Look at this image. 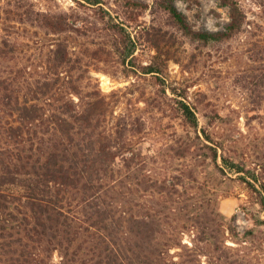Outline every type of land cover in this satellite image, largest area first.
I'll return each instance as SVG.
<instances>
[{
    "label": "rangeland",
    "instance_id": "rangeland-1",
    "mask_svg": "<svg viewBox=\"0 0 264 264\" xmlns=\"http://www.w3.org/2000/svg\"><path fill=\"white\" fill-rule=\"evenodd\" d=\"M138 1L148 7L128 9L123 0H103L125 23L136 51L125 56V63L113 53L91 66L94 84L108 95L113 122L118 118L129 126L138 118L144 122L136 135L130 133L134 151L142 152L143 183H137L141 181L136 174L125 175L124 206L140 202L143 205L135 212L156 216L164 229L156 242L171 247L176 259L264 264V204L261 193L246 181L255 180V173L264 184V0H238L246 14L241 30L209 42L185 34L156 0ZM175 2L194 29L225 30L231 20L230 9L221 0ZM27 8L84 12L87 6L76 0H0V46L20 35L29 43L21 62L37 70L42 51L36 30L41 37L47 30L18 20L19 10ZM91 12H84L85 31L94 27L96 32L74 34L83 42L105 33L102 25L98 30L92 23ZM83 22L78 24L82 29ZM98 47L93 45L90 51L95 53ZM14 58L13 52L0 55V73L17 68ZM148 68L157 71L146 72ZM181 101L197 115V128L185 117ZM208 145L218 149L222 167ZM224 156L243 171L226 164ZM118 161L122 163V158ZM177 242L183 247H174ZM59 259L56 252L54 260Z\"/></svg>",
    "mask_w": 264,
    "mask_h": 264
},
{
    "label": "trees",
    "instance_id": "trees-1",
    "mask_svg": "<svg viewBox=\"0 0 264 264\" xmlns=\"http://www.w3.org/2000/svg\"><path fill=\"white\" fill-rule=\"evenodd\" d=\"M76 1L87 6L84 12L92 11V23L102 25V38L83 42L74 35L96 32L94 27L85 31L83 10L27 8L19 10L18 20L47 30L43 37L36 30L40 68L22 64L21 53L29 43L20 35L0 46V55L13 52L18 59L17 68L0 73V264H196L191 262L194 258L176 259L171 247L157 244L162 223L154 215L133 210L141 209L142 203L124 206L126 177L133 173L139 179L142 170V152L134 151L130 133L136 135L144 122L140 118L132 126L121 118L113 122L108 95L94 84L91 66L113 53L125 63L136 45L123 20L103 0ZM123 1L128 9L148 7L138 0ZM221 2L229 7L231 20L219 31L194 29L175 0H156V5L192 39L209 42L233 36L245 22L238 0ZM82 22L84 29L78 25ZM93 45L99 46L95 53L90 51ZM181 103L185 117L197 128V115ZM208 146L222 167L218 149ZM223 159L243 171L238 163ZM253 177L246 181L261 193L264 204V184L255 173ZM177 243L174 247H183ZM56 252L59 261L54 260Z\"/></svg>",
    "mask_w": 264,
    "mask_h": 264
}]
</instances>
